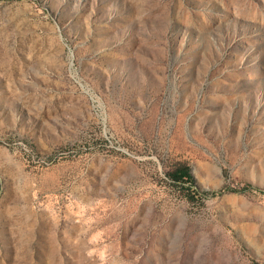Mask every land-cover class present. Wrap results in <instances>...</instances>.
<instances>
[{
    "label": "rangeland",
    "instance_id": "1",
    "mask_svg": "<svg viewBox=\"0 0 264 264\" xmlns=\"http://www.w3.org/2000/svg\"><path fill=\"white\" fill-rule=\"evenodd\" d=\"M0 264H264V0H0Z\"/></svg>",
    "mask_w": 264,
    "mask_h": 264
},
{
    "label": "trees",
    "instance_id": "2",
    "mask_svg": "<svg viewBox=\"0 0 264 264\" xmlns=\"http://www.w3.org/2000/svg\"><path fill=\"white\" fill-rule=\"evenodd\" d=\"M170 176L175 180V181H181V180H192V175L185 165H182L178 168H176L173 171L169 172Z\"/></svg>",
    "mask_w": 264,
    "mask_h": 264
}]
</instances>
